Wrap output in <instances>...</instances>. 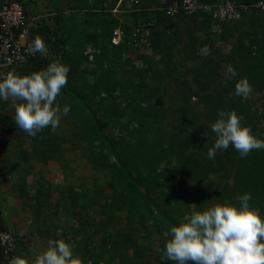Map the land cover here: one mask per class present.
<instances>
[{
  "label": "trees",
  "instance_id": "16d2710c",
  "mask_svg": "<svg viewBox=\"0 0 264 264\" xmlns=\"http://www.w3.org/2000/svg\"><path fill=\"white\" fill-rule=\"evenodd\" d=\"M151 1L141 3L140 11L133 9L121 15L119 21L112 17L117 0H86L73 7L84 17L83 28L73 36L64 30L63 12L53 5V24L40 18L34 21L29 35L32 42L36 36L42 37L47 53H35L15 71L29 75L55 60L70 68L58 105L70 106L64 122L99 177L93 189L68 191L67 201L59 190L57 202L51 203V189L39 176L38 188L30 191V203L25 201V205L30 206V225L37 223L38 236L47 242L62 239L73 244L74 254L84 264H174L164 258L171 227L185 215L216 203L239 207L238 197L244 193L251 194L250 205L258 208L264 218V149L252 150L241 158L229 145L227 150L217 151L214 159L207 155L216 139L211 124L219 111L234 110L242 126H250L252 134L264 140V14L251 8L232 23L214 22L207 13L172 21L159 12L148 11L158 0ZM200 1L250 5L258 0ZM185 20L189 22L184 32L179 26ZM148 21L153 24L149 42L156 58L129 57L131 50L138 51L130 44V33ZM116 29L121 31L122 39L113 44ZM176 44L182 45L186 56H176ZM204 45L210 48L206 57L199 54ZM125 61L128 67L120 70ZM229 64L238 74L234 78L226 75ZM180 68L184 77L191 76L193 89L189 92L182 87ZM122 73L133 75L135 81L121 82ZM244 77L252 85V96L247 98L234 94L236 82ZM165 83L179 86L175 96L169 98L171 102H165ZM1 116V130H10L12 116ZM168 119L170 124L165 121ZM49 132L50 127L34 137L26 133L31 156L37 149L30 146V140L52 141L47 137ZM14 135L19 137L17 132ZM24 141L21 138L20 146ZM51 146L50 155L39 163L50 160L64 173L69 172L61 146ZM16 194L28 200V186L20 187ZM49 209L50 218L42 217ZM60 210L66 218L63 226L58 221ZM119 215L123 222L114 230ZM51 218L53 222H46ZM19 235L17 245L23 252L26 248ZM147 239V246L138 243ZM153 245L156 251L150 255Z\"/></svg>",
  "mask_w": 264,
  "mask_h": 264
},
{
  "label": "clouds",
  "instance_id": "9594fccd",
  "mask_svg": "<svg viewBox=\"0 0 264 264\" xmlns=\"http://www.w3.org/2000/svg\"><path fill=\"white\" fill-rule=\"evenodd\" d=\"M118 1L112 11L142 9L139 7L143 0L130 9L123 3L117 7ZM31 47L33 54L38 52L43 55L48 51L40 36L34 38ZM209 53L208 45L199 51L205 57ZM69 71V66L55 60L45 69L29 75L7 72L0 80V100L14 103L18 128L33 137L49 127L55 132L61 118L70 111V106L61 108L56 103L61 89L68 82ZM226 75L228 78L238 75L231 64L226 66ZM251 92L252 85L246 77L236 82L234 94L237 97L247 98ZM217 115L218 118L211 124L216 139L208 149L209 159H214L217 151L227 150L229 145L239 152L241 158L252 150L264 149V140L255 137L250 126H242L234 110L219 111ZM251 199L250 193H244L238 197L239 207L228 202L216 203L185 215L177 226L170 229L171 238L165 242L164 258L174 264H264V218L258 208L250 205ZM0 219L7 229L1 211ZM25 251L18 249L19 256L13 257L9 264H84L82 258L74 254L72 245L62 239H49L44 250L34 259V256L26 258Z\"/></svg>",
  "mask_w": 264,
  "mask_h": 264
},
{
  "label": "rangeland",
  "instance_id": "374dc122",
  "mask_svg": "<svg viewBox=\"0 0 264 264\" xmlns=\"http://www.w3.org/2000/svg\"><path fill=\"white\" fill-rule=\"evenodd\" d=\"M21 4L26 6L29 11V16L31 18H35L39 20L43 18L47 24H53L50 17L52 16V8L53 5L59 7L58 10L61 9L63 12V21H64V30H68L73 36L77 33L81 28L84 26V17L83 12L81 11H73L75 10L73 7L80 6V3H84L86 0H20ZM89 0H87L88 2ZM151 0H143L142 3L149 4ZM105 4L106 1H105ZM99 10V9H98ZM122 10V9H118ZM127 12L125 11H112V17H115L119 21H121L123 14ZM172 21H177L176 18H173ZM188 20H185V24L179 26L181 30L184 32L186 29L184 26H187ZM187 23V24H186ZM177 25V24H176ZM178 26V25H177ZM185 34V33H184ZM185 43V41H183ZM182 42V45H183ZM180 44H176L174 47L177 51L176 56H181L180 58L186 56L184 54V48ZM129 57L137 58V55H146L147 57H152L153 59L156 58V55L152 53V50L149 48L148 50L142 51H133L131 50ZM130 59V58H129ZM127 60V59H126ZM133 60V59H132ZM136 62V61H134ZM190 60H188L187 65L189 66ZM124 67L119 68L123 70L128 67L129 63L125 61L123 63ZM137 66H140L139 63H136ZM179 72L181 73V78L184 77L183 70L180 68ZM135 77L129 74L122 73L121 74V82L135 81ZM168 83L172 82L169 79H166ZM182 80V79H181ZM164 91L166 92L167 98H165V102H171L169 99L170 97L175 96V89L179 87L177 84H170L166 85L163 84ZM182 87L184 90L186 89L187 92L192 90V83H191V76L187 74L186 77L182 80ZM249 96H252L251 94ZM19 102V101H17ZM194 102V100H192ZM56 103H61L60 96L56 98ZM196 105V104H194ZM64 107L65 105L62 104ZM61 106V108H63ZM198 107V106H196ZM198 110V108H197ZM10 114L13 118L12 120V127L11 129H3L0 128V211H1V218L3 224L7 227L9 231H11L14 235L20 234L23 238V244L26 248L25 254L27 255L26 258H30L31 256H36L40 251L44 250L47 245V240L45 238H41L38 236L35 228L37 227V223L30 225V217L31 211L30 206L25 205V201L30 203V191L33 193L37 183V179L39 176L41 178L46 179L45 186L51 189L50 201L51 203L57 202L58 199V191H62L64 196L63 199L68 200V191L76 189L78 191L82 189L89 188L90 190L93 189L92 185L96 184V177H99V174L94 172L90 166L87 164V159L83 156L80 148L74 141L71 139V135L69 133L70 126L64 120L67 116H63L60 120V124L58 128L53 132L50 128L49 137L52 141H39V142H32L30 140V146L35 147L37 151L34 153L29 152L31 149L28 142V137L24 131L16 126L15 123V108L14 103L9 100V102L3 101L0 102V116ZM2 117V116H1ZM167 123L170 124L169 119L165 120ZM1 125V124H0ZM260 129V128H259ZM19 137H15V133ZM22 132L24 137L19 133ZM56 135V136H55ZM23 138L25 141L21 143L20 140ZM31 137V136H30ZM62 138V141H60ZM33 139V138H32ZM45 139V138H44ZM53 143L59 144L62 150V158L65 160V163L69 166L68 171L64 173L60 168L57 167V163L53 161H47L46 164H41L39 161H43L41 158L44 156H49L51 153V146ZM74 145V146H73ZM58 149V148H57ZM25 154H23V152ZM55 153V152H54ZM53 154V153H52ZM57 154V153H56ZM30 166L32 167V171H30ZM6 173V174H5ZM28 186L29 194L28 200L19 197L16 194V191L20 187ZM40 187H42V181L40 182ZM58 189V190H57ZM91 192V191H90ZM41 199V198H40ZM63 203V201H62ZM55 205V204H54ZM59 209H57L58 211ZM61 211L59 214V224L63 226L64 224V217L65 213ZM47 215L42 217H48L50 213H52V209H49ZM118 222L115 224L112 229H116L117 226L122 224L123 219L121 215H119ZM52 221L53 219H47L46 222ZM73 223V222H72ZM114 224V223H113ZM48 225V224H47ZM122 226V225H121ZM112 231V230H111ZM115 232V231H113ZM96 239V238H95ZM96 241V240H95ZM150 239L146 241H139L138 243L141 245H148ZM73 245V244H72ZM153 250L150 252V255H154L156 248L153 245ZM130 256L129 253H127ZM134 264H143V262L137 261ZM152 264H158L157 261H153Z\"/></svg>",
  "mask_w": 264,
  "mask_h": 264
},
{
  "label": "built area",
  "instance_id": "2783aa9c",
  "mask_svg": "<svg viewBox=\"0 0 264 264\" xmlns=\"http://www.w3.org/2000/svg\"><path fill=\"white\" fill-rule=\"evenodd\" d=\"M140 0H119L117 7L123 3L126 8L136 7ZM251 8L259 9L264 14V0L252 4H236L222 1L218 4H206L200 0H158L157 4L148 8L168 18L192 17L198 13H207L211 20L219 23L237 22ZM34 19L26 15L20 0H0V80L7 72L16 71L27 63L34 54L30 30L34 27ZM153 24L145 22L136 26L130 33V44L139 51L150 48V33ZM122 39L119 29L113 31L111 42L118 44ZM18 255V245L14 235L7 230L0 219V264Z\"/></svg>",
  "mask_w": 264,
  "mask_h": 264
}]
</instances>
